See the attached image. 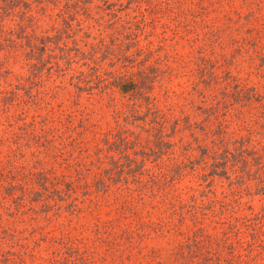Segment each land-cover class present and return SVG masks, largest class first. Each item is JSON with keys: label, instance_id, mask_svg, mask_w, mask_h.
I'll return each instance as SVG.
<instances>
[{"label": "rangeland", "instance_id": "374dc122", "mask_svg": "<svg viewBox=\"0 0 264 264\" xmlns=\"http://www.w3.org/2000/svg\"><path fill=\"white\" fill-rule=\"evenodd\" d=\"M67 1L0 8V264H264V0Z\"/></svg>", "mask_w": 264, "mask_h": 264}, {"label": "trees", "instance_id": "16d2710c", "mask_svg": "<svg viewBox=\"0 0 264 264\" xmlns=\"http://www.w3.org/2000/svg\"><path fill=\"white\" fill-rule=\"evenodd\" d=\"M22 3V0H0V8L4 9V7H9L13 2H20ZM67 1V0H65ZM69 2V1H67ZM264 57V55H263ZM264 59V58H263ZM264 62V61H263ZM125 81H123V78L121 77L119 80L116 81V85H118V87L121 90H128V89H133L136 88V83H135V79L133 77H127V79H124ZM235 86V85H234ZM236 95H238V100H242V104H245L247 101H258V107H259V113H260V117L263 118L262 119V127L264 128V95H261L259 93L256 92L255 89H253V87L250 86H242V85H238L237 84V88L234 89V91ZM247 100V101H246ZM239 149V148H238ZM236 152H239L237 155L235 154L234 157V161L232 162L237 163L239 162V170L242 171V173H246L248 174V169L252 164V158L250 156V160L247 159L246 157L243 156V154L240 152H242V149L236 150ZM217 153H213L211 155H209L212 158L215 159H225L222 161V164H225L226 158L225 156H217ZM248 154V153H247ZM251 161V162H249ZM253 161H255L254 166L257 169L258 167H264V150L262 151V153H256L255 156L253 157ZM222 170H224V168H222ZM264 171V170H263ZM218 172H223V171H218ZM254 178H257V180L259 182L264 181V174H257L253 176Z\"/></svg>", "mask_w": 264, "mask_h": 264}]
</instances>
